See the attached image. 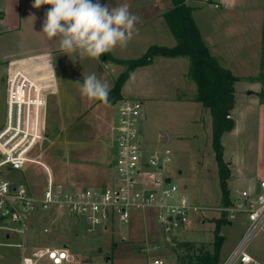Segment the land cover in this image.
Instances as JSON below:
<instances>
[{
  "label": "rangeland",
  "instance_id": "rangeland-1",
  "mask_svg": "<svg viewBox=\"0 0 264 264\" xmlns=\"http://www.w3.org/2000/svg\"><path fill=\"white\" fill-rule=\"evenodd\" d=\"M49 8L48 5H41L30 10L27 5L24 6L22 31L19 34L17 31L7 36L0 35V131L7 125V99L12 75L17 74L16 84L18 73L33 82L37 80L41 88L40 101H45V105L36 114L39 139L29 156L47 164L58 183L75 187H104L112 183L115 173L111 168V131L117 120V104L120 101L110 103L85 98L76 82L82 83L83 76L95 72L111 90L121 73L116 64L105 58V54L95 59L79 58L75 53L69 54L70 57L62 54V51L57 53L60 48L58 39H49L42 33L45 13ZM15 22L10 21L7 25L18 27V21L17 24ZM150 40L151 44L156 42L155 39ZM146 50L125 53L124 57L139 58ZM40 53L46 54L38 56ZM13 55V63L8 64L7 59ZM178 59L188 62L190 69L188 58ZM50 62L53 70L49 67ZM166 72L154 75L151 79L142 78L144 80L138 83L151 90H165L169 87L166 84L169 78L175 75V71ZM188 83L190 87H195L197 94L195 82L188 78ZM189 86L180 87L193 98L195 96L192 89H188ZM238 90H243V85H238ZM154 98L157 96L150 98L148 95H136L123 99H137L143 103L144 119L140 123V134L145 155L163 159L165 151L169 150L170 162L165 166V176L200 210L192 212L188 222L181 228L170 232L160 223L159 210L153 208L134 210L127 223L118 219L111 228L95 225L90 232L84 219L78 220L55 211L37 214L30 217L24 235L0 229V243H24L25 246L24 249L20 246H2L0 264H20L22 255L30 256L34 251L46 247H67L80 261L102 262L108 259L110 264H147L161 260L163 264H178L172 249L174 239L198 244L201 253L210 247L215 239V220L221 218L219 209L222 204L219 168L212 146V115L207 109L197 108L201 104L155 101ZM31 115H34L32 110ZM256 118L257 115H250L244 122L250 124ZM163 134L167 136L165 143L161 141ZM245 135L250 137L256 134L249 131ZM229 144L231 146L234 143L232 141ZM7 178L17 186L24 185L31 194H39L47 181L43 169L33 163L26 164L18 171H9ZM236 195L239 198L231 191L230 198L235 203L241 202L240 195ZM171 202L176 203L175 199L168 198L167 203ZM229 221L230 224L223 223L220 227L223 237L221 264L230 258L248 223L241 214ZM8 225L16 227L10 223ZM247 252L255 262L264 264V233L249 244ZM200 258L188 263H196Z\"/></svg>",
  "mask_w": 264,
  "mask_h": 264
},
{
  "label": "built area",
  "instance_id": "built-area-1",
  "mask_svg": "<svg viewBox=\"0 0 264 264\" xmlns=\"http://www.w3.org/2000/svg\"><path fill=\"white\" fill-rule=\"evenodd\" d=\"M12 76L7 99V125L0 131V229L24 235L30 217L55 211L78 220L84 219L90 232L95 225L104 229L112 227L118 219L127 223L134 210L157 208L160 223L170 232L181 228L192 212L200 210L165 176L170 151H165L163 159L145 155L140 134V123L144 119L143 103L137 99L122 98L117 104L119 113L111 131V168L115 172L112 183L104 187H75L58 183L47 164L29 156L39 139L36 114L45 105V101H40L41 88L21 73H18L17 84V74ZM31 110L34 115H31ZM28 163L37 164L46 174L47 181L39 194H31L24 185L17 186L7 178L9 171H18ZM259 187L258 193L239 192L241 202L231 201L230 205L220 206V213L226 214L228 220L240 214L246 215L248 220L242 239L223 264H256L247 248L264 233V181L259 183ZM168 198L175 199L176 203L168 204ZM44 231L48 232L47 229ZM2 246L25 248L24 243H0V248ZM20 264L110 263L108 259L102 262L80 261L67 247H46L30 256L22 255ZM147 264L163 262L155 260Z\"/></svg>",
  "mask_w": 264,
  "mask_h": 264
},
{
  "label": "crops",
  "instance_id": "crops-1",
  "mask_svg": "<svg viewBox=\"0 0 264 264\" xmlns=\"http://www.w3.org/2000/svg\"><path fill=\"white\" fill-rule=\"evenodd\" d=\"M99 3L110 7L127 3L130 5V11L141 17L136 24L138 31L135 32L130 42L126 47H115L110 51L112 56L126 59L125 53H140L153 45L163 47L177 45L163 16L167 10L172 8L171 0H99ZM26 5L30 10H35L34 0H0L1 36L17 31L19 34L22 31L23 7ZM187 5L194 9L193 20L211 55L221 63L222 67L242 78L233 86L235 99L234 106L230 110V117L234 120L235 127L232 131L223 134L221 138L224 161L229 164L231 171V177L228 180L230 194L233 191L235 197L239 198L236 194L241 191L258 193L259 183L264 181V116L262 118L264 101H261L259 97V93L264 92V83L251 82L244 78H256L261 71L264 73V0H187ZM49 6L51 7L48 5V8ZM15 20L18 21V27L12 28L7 25L8 22H15ZM150 39H155L156 42L151 44ZM59 51L62 49L58 48L56 52ZM56 52L53 53L56 54ZM45 54L40 53L38 56ZM14 56L8 57L10 58L7 59L8 64L13 63ZM154 61L148 66L136 69L131 74L122 86L123 98L148 95L150 98L157 96L154 98L155 101H184L201 104L198 102V92L195 94V87H190L188 83V78L190 79L188 62L178 58L163 57L162 59L157 57ZM116 67L119 74L124 71L123 66L117 65ZM249 69H253L252 72H248ZM169 70L175 71V75L169 78L170 80L166 83L169 87H164L165 90H151L146 85L138 83L140 80L151 79L154 75L158 76L159 73L167 74L166 71L169 72ZM34 83L39 87L37 80ZM185 85L189 86L190 91L192 89L195 97L191 98L188 96L190 93L181 90L180 86ZM238 85H243V90H238ZM200 106L197 108L207 109L202 104ZM207 110L210 112L209 109ZM250 115H257L258 118L250 124L244 122V119ZM249 131L255 132L256 135L246 137L245 134ZM243 135H245L244 138ZM232 141L234 144L230 146L229 143ZM189 200L191 201L190 198ZM230 201L234 200L230 198ZM6 238L8 240V237Z\"/></svg>",
  "mask_w": 264,
  "mask_h": 264
},
{
  "label": "trees",
  "instance_id": "trees-1",
  "mask_svg": "<svg viewBox=\"0 0 264 264\" xmlns=\"http://www.w3.org/2000/svg\"><path fill=\"white\" fill-rule=\"evenodd\" d=\"M172 8L165 12L166 20L171 34L176 40L174 47L151 46L141 57L135 59H120L105 53V58L125 69L119 75L114 87L109 91L107 102L122 100L121 89L131 74L138 68L148 66L155 62V58H188L190 63L189 77L198 88V102L204 108L210 110L212 115V146L218 165L219 185L221 186V206L230 205V189L227 181L231 177L229 164L224 161L223 134L232 131L235 127L234 120L230 117V110L234 106V83L242 78L235 76L230 70L222 67L218 60L211 55L207 45L195 25L192 13L193 7L187 5V0H171ZM264 65V63H263ZM262 65V67H263ZM247 80L264 83L263 71L255 77ZM264 100V92L259 93ZM229 224L226 214L215 220V239L209 248L199 252V245L193 242H178L173 240V251L178 264H190L196 258H200L192 264H221L220 248L223 237L220 235V227Z\"/></svg>",
  "mask_w": 264,
  "mask_h": 264
},
{
  "label": "clouds",
  "instance_id": "clouds-1",
  "mask_svg": "<svg viewBox=\"0 0 264 264\" xmlns=\"http://www.w3.org/2000/svg\"><path fill=\"white\" fill-rule=\"evenodd\" d=\"M51 5L45 13L43 31L49 39L57 38L62 54L79 58H100L115 47H126L141 17L130 11V5H101L99 0H34V7ZM49 67L53 66L51 62ZM54 73V71H53ZM81 95L107 102L110 86L95 72L76 82Z\"/></svg>",
  "mask_w": 264,
  "mask_h": 264
},
{
  "label": "water",
  "instance_id": "water-1",
  "mask_svg": "<svg viewBox=\"0 0 264 264\" xmlns=\"http://www.w3.org/2000/svg\"><path fill=\"white\" fill-rule=\"evenodd\" d=\"M161 141L162 142H166L167 141V136L165 134L162 135V138H161ZM2 158V156L0 155V159ZM100 251V250H99ZM101 252V251H100Z\"/></svg>",
  "mask_w": 264,
  "mask_h": 264
}]
</instances>
